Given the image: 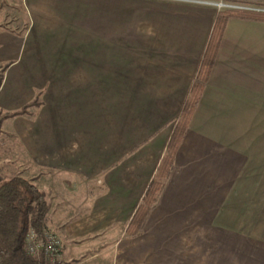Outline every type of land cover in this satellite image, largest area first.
<instances>
[{
	"label": "crops",
	"instance_id": "obj_1",
	"mask_svg": "<svg viewBox=\"0 0 264 264\" xmlns=\"http://www.w3.org/2000/svg\"><path fill=\"white\" fill-rule=\"evenodd\" d=\"M202 1L0 0V113L33 103L1 123L0 180L45 194L62 264H264V21L227 20L171 173L128 232L219 12Z\"/></svg>",
	"mask_w": 264,
	"mask_h": 264
},
{
	"label": "trees",
	"instance_id": "obj_2",
	"mask_svg": "<svg viewBox=\"0 0 264 264\" xmlns=\"http://www.w3.org/2000/svg\"><path fill=\"white\" fill-rule=\"evenodd\" d=\"M233 17L264 21V12L225 9L216 14L196 79L183 103L165 154L129 223L128 232L131 235L140 228L171 173L177 149L208 81L225 24L229 18ZM1 82L2 73L0 72V85ZM32 105L33 103L16 113H0V127L4 120L25 114L27 108ZM47 212L45 194L31 181L21 177H13L7 181L0 180V264H44L43 258L38 259L28 253L26 238L30 232L35 233L40 239L44 238L48 232L45 225Z\"/></svg>",
	"mask_w": 264,
	"mask_h": 264
},
{
	"label": "built area",
	"instance_id": "obj_3",
	"mask_svg": "<svg viewBox=\"0 0 264 264\" xmlns=\"http://www.w3.org/2000/svg\"><path fill=\"white\" fill-rule=\"evenodd\" d=\"M214 7L219 9L224 5L222 3L212 4ZM227 8V6H225ZM227 9H241V10H251V11H262V8H251V7H229ZM225 10V9H224ZM26 249L31 256L38 257L41 256L44 260V264H62L63 260V243L62 240L54 234L53 232H48L44 235V238L40 239L33 232H30L26 238Z\"/></svg>",
	"mask_w": 264,
	"mask_h": 264
},
{
	"label": "rangeland",
	"instance_id": "obj_4",
	"mask_svg": "<svg viewBox=\"0 0 264 264\" xmlns=\"http://www.w3.org/2000/svg\"><path fill=\"white\" fill-rule=\"evenodd\" d=\"M207 2H212V4H219V3H222L224 6L221 7L220 9L218 7H214L213 8L216 10V11H221V10H224V9H227L229 7H240V6H244L243 4H237V3H229L228 1H202L201 3H207ZM225 6H227V8H225ZM246 7V6H245ZM259 8V7H258ZM262 9H264V7H262ZM233 10V9H231ZM1 134V133H0ZM6 136H3V135H0V156H2V149L4 148V145L6 144ZM4 142V143H3ZM6 152V151H5ZM8 156V154H7ZM28 180V179H26ZM30 181V180H28Z\"/></svg>",
	"mask_w": 264,
	"mask_h": 264
}]
</instances>
